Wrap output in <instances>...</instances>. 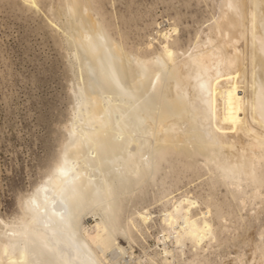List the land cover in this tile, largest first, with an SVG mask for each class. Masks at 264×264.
Masks as SVG:
<instances>
[{
	"label": "bare ground",
	"instance_id": "1",
	"mask_svg": "<svg viewBox=\"0 0 264 264\" xmlns=\"http://www.w3.org/2000/svg\"><path fill=\"white\" fill-rule=\"evenodd\" d=\"M63 3L64 35L80 72L76 109L68 141L21 202L19 221L0 220V264L136 260L134 233L152 214L144 209L122 220L121 199L166 165L202 164L217 183L233 186L243 207L248 193L263 199L264 0H220L214 22L186 49L163 33L158 48L152 38L143 51L115 40L91 0ZM171 203L161 213L164 241L172 238L182 252L186 241L196 248L213 236L209 200L200 218L196 200ZM88 211L90 227L83 223ZM254 249V264H264V241ZM169 256L164 247L149 264H172Z\"/></svg>",
	"mask_w": 264,
	"mask_h": 264
},
{
	"label": "rangeland",
	"instance_id": "2",
	"mask_svg": "<svg viewBox=\"0 0 264 264\" xmlns=\"http://www.w3.org/2000/svg\"><path fill=\"white\" fill-rule=\"evenodd\" d=\"M63 2L0 0V220L9 224L19 221L21 202L50 174L61 146L68 141L66 128L76 109L74 91L80 72L64 35L68 22ZM219 3L91 0L90 5L99 7L115 40L143 51L152 38L153 47L158 48L163 33L186 49L214 22ZM183 165L164 166L154 179L134 184L121 199L122 220L144 209L153 215L147 228L143 226L140 233H134L132 248L137 259L133 263L142 260V264H149V256L159 261L166 247L173 255L169 256L172 264H230L239 256L241 264H254L258 257L254 247L264 241V197L251 200L248 193L243 207L233 186L217 183L207 167ZM184 196L197 201L193 210L197 218L200 211H207L205 203L209 200L208 219L214 234L196 248L186 241L181 252L172 238L163 240L167 232L161 213ZM83 223L88 227L95 223L93 212H87ZM119 242L128 245L123 238Z\"/></svg>",
	"mask_w": 264,
	"mask_h": 264
},
{
	"label": "built area",
	"instance_id": "3",
	"mask_svg": "<svg viewBox=\"0 0 264 264\" xmlns=\"http://www.w3.org/2000/svg\"><path fill=\"white\" fill-rule=\"evenodd\" d=\"M124 264H134L133 261L129 257H126L125 263Z\"/></svg>",
	"mask_w": 264,
	"mask_h": 264
}]
</instances>
